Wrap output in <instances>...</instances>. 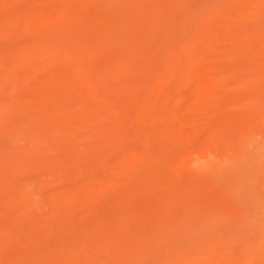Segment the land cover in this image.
I'll return each instance as SVG.
<instances>
[{"label": "rangeland", "instance_id": "1", "mask_svg": "<svg viewBox=\"0 0 264 264\" xmlns=\"http://www.w3.org/2000/svg\"><path fill=\"white\" fill-rule=\"evenodd\" d=\"M0 264H264V0H0Z\"/></svg>", "mask_w": 264, "mask_h": 264}]
</instances>
